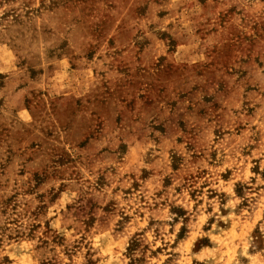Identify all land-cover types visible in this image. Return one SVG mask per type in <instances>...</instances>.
Masks as SVG:
<instances>
[{
  "label": "rangeland",
  "instance_id": "obj_1",
  "mask_svg": "<svg viewBox=\"0 0 264 264\" xmlns=\"http://www.w3.org/2000/svg\"><path fill=\"white\" fill-rule=\"evenodd\" d=\"M0 264H264V0H0Z\"/></svg>",
  "mask_w": 264,
  "mask_h": 264
}]
</instances>
